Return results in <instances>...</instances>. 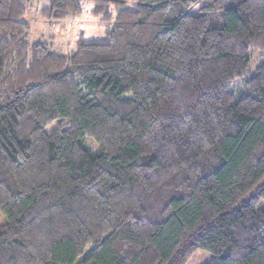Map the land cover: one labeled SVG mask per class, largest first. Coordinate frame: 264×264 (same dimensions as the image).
<instances>
[{
	"label": "trees",
	"instance_id": "1",
	"mask_svg": "<svg viewBox=\"0 0 264 264\" xmlns=\"http://www.w3.org/2000/svg\"><path fill=\"white\" fill-rule=\"evenodd\" d=\"M125 1L0 0V264H264V0Z\"/></svg>",
	"mask_w": 264,
	"mask_h": 264
},
{
	"label": "rangeland",
	"instance_id": "2",
	"mask_svg": "<svg viewBox=\"0 0 264 264\" xmlns=\"http://www.w3.org/2000/svg\"><path fill=\"white\" fill-rule=\"evenodd\" d=\"M28 9L22 21L29 25V42H41L51 46L52 50L61 55L74 51L78 39H91L103 36L105 25L90 14L91 4L84 3L81 15L71 17L64 22L49 26L40 16V10L47 0H27ZM126 7L134 8L135 0H126ZM52 127H49L50 130ZM85 147L93 154L98 148L93 140L85 139ZM6 223V218L0 214V226ZM213 255L204 250H196L185 264H208Z\"/></svg>",
	"mask_w": 264,
	"mask_h": 264
}]
</instances>
